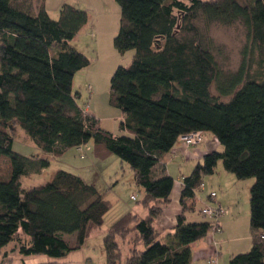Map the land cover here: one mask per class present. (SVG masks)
<instances>
[{"label": "trees", "instance_id": "16d2710c", "mask_svg": "<svg viewBox=\"0 0 264 264\" xmlns=\"http://www.w3.org/2000/svg\"><path fill=\"white\" fill-rule=\"evenodd\" d=\"M39 1L0 0V160L8 165L0 177V250L14 243L22 256L50 259L37 264H56L101 228L110 203L81 177L57 170L44 184L22 185L23 177L49 166L46 156L61 157L92 140L96 157L112 154L129 165L146 211L127 212L106 230L105 264H190V244L218 226L217 215L209 219L202 208L199 220L188 221L187 214L196 211V193L219 161L237 179H254L252 246L228 264H264V73L251 74L242 63L223 74L199 31V23H240L264 67V0H115L113 47L121 55L133 51L109 85V103L124 116L120 135L100 128L72 92L74 74L89 65L70 45L87 13L63 4L53 20ZM20 130L44 156L12 150ZM195 131L213 134L222 149L205 154L182 178L175 231L163 232L161 206L169 203L174 180L160 162Z\"/></svg>", "mask_w": 264, "mask_h": 264}, {"label": "rangeland", "instance_id": "374dc122", "mask_svg": "<svg viewBox=\"0 0 264 264\" xmlns=\"http://www.w3.org/2000/svg\"><path fill=\"white\" fill-rule=\"evenodd\" d=\"M38 1L31 0V5ZM44 4L53 20L58 19L59 9L63 4L72 5L87 13L86 24L70 41V45L88 58L89 65L74 74L72 92L79 94L78 105L98 120L100 128L113 135L122 134L119 124L124 116L119 109L109 103V85L111 76L117 67L129 66L133 51H127L121 55L113 47V38L119 26L120 8L118 4L115 0H46ZM199 31L209 45L223 74L235 73L244 63L248 72L259 74V77H262L264 67L257 63L256 53L251 52V44L243 25L240 23L230 26L218 23L209 25L199 23ZM210 91L213 95H217L214 85ZM229 98L221 97L224 101ZM208 136H212L219 144L218 139L211 133L205 132L204 140ZM26 139L24 132L20 130L14 138L12 150L24 156L33 155L37 149L29 138ZM214 150L216 149L213 148L209 152ZM183 163V159H178L170 164L173 179L177 180L180 174L187 176L195 166L189 169ZM57 170H64L81 177L86 183L93 185L103 199L110 203V210L104 216L101 228L93 231L82 247L71 251L66 258L60 261H64V264H105L103 237L106 230L125 213L140 214L144 211L140 204L143 190L136 185L133 172L128 164L112 154L103 158L96 157L92 140L82 145L80 149H68L60 158L51 160L44 173L34 175L32 178L30 175L23 177L22 185L28 187L44 184L51 180ZM6 172V159L2 158L0 177ZM204 183L207 190L217 194L216 200L223 199V204L222 212L214 208L216 213H219L216 217L218 226L210 232L215 235L214 240L217 242L219 254H215L202 264H228L231 256L246 253L252 246L249 226V189L254 179H237L233 174L226 172L219 161L214 173L204 178ZM199 201L197 200L196 203L197 208L201 205ZM220 234H222L221 239ZM64 239L68 242L74 240L70 235H64ZM4 251L9 252L10 260H4L0 253V264L50 262L47 261L49 258L44 255L22 256L14 249V243L5 246Z\"/></svg>", "mask_w": 264, "mask_h": 264}, {"label": "crops", "instance_id": "0c3cea01", "mask_svg": "<svg viewBox=\"0 0 264 264\" xmlns=\"http://www.w3.org/2000/svg\"><path fill=\"white\" fill-rule=\"evenodd\" d=\"M44 2L46 3V0ZM38 3H40V1H38ZM185 147L187 148L186 150H185ZM80 148L81 147L76 148V149H80ZM213 148L216 149L217 151H221V149H222L220 144H217L216 141H214L212 136L206 137V139L201 144L194 146V147H188L183 142L178 140L174 144V146L171 148V150L161 160L160 168H162L161 166H163L165 174L172 177V174L170 172L169 167L173 161L178 160V159H181V160L183 159L184 160L183 164H185L189 169H191V167L193 165H195L198 162H201L202 157L205 154H207ZM34 154L44 156L41 153H39L38 150ZM46 157H48V159L50 161L55 159V158H60V157H52V156H46ZM6 165H7V163H6ZM160 168H156V171L160 172L161 171ZM7 169H8V165H7ZM44 171L45 170H42V172L40 174L44 173ZM34 175H37V174H31L30 178H32ZM184 176H185V174H180V177L177 178V180L173 179L174 184H173V188H172V191L170 193V196H169V203L165 206H161L162 211H163V216L158 221V225L163 232L173 233L175 231L174 230L175 225H176L175 219L182 209L180 206L179 199H180V192H181V188H182V178ZM30 180H32V179H30ZM206 190H207V186L204 183V189L199 190V193L198 192L196 193V197H195L196 203H197V200H200L199 201L201 203L200 208H203L206 205H209L212 208L219 209L222 212L221 206L223 204V199L218 198L216 200L217 194L214 191H211L209 189L207 190V192H206ZM211 192L215 193V197H213L212 199L209 197L210 196L209 193H211ZM202 193H204V195ZM206 194H207V196H206ZM204 196H206V197H204ZM210 204H214V205H210ZM195 208H196L195 212L187 214V220L188 221H196V220L200 219L199 212H197L200 208L199 207L197 208L196 204H195ZM133 213H135V212H133ZM145 214H146V211L144 210L138 215L144 216ZM219 236H220L219 238L221 239L222 234H220ZM214 237H215L214 234L209 233L203 239L198 240V241L190 244V250H191L190 264H202L204 261L211 259L215 254L216 255L219 254L217 252V242L214 240ZM14 249L16 250L15 247H14ZM10 251H12V249H10ZM0 253H1V256H3L4 260H6V261L10 260L9 252L4 251V248H2L0 250ZM4 260H2V261H4ZM49 260L50 259H48L47 261H49ZM64 263H65L64 261H59V264H64Z\"/></svg>", "mask_w": 264, "mask_h": 264}, {"label": "built area", "instance_id": "2783aa9c", "mask_svg": "<svg viewBox=\"0 0 264 264\" xmlns=\"http://www.w3.org/2000/svg\"><path fill=\"white\" fill-rule=\"evenodd\" d=\"M84 110L86 111V109H84ZM179 140L181 142H183L188 147L195 146V145L203 142L204 133L201 131L190 132V133L180 137ZM203 189H204V184H202L200 186L199 190H203ZM210 197H212V198L215 197V193L211 192ZM132 198L135 199V197H132ZM201 214H203L207 217H210V218L217 215L216 210L212 207H209V206H205L204 208H202Z\"/></svg>", "mask_w": 264, "mask_h": 264}]
</instances>
